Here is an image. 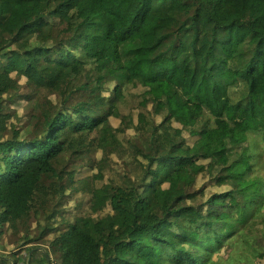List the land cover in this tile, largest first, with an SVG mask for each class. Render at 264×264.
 Masks as SVG:
<instances>
[{"label": "trees", "instance_id": "trees-1", "mask_svg": "<svg viewBox=\"0 0 264 264\" xmlns=\"http://www.w3.org/2000/svg\"><path fill=\"white\" fill-rule=\"evenodd\" d=\"M250 131L264 0H0V264H203L264 183Z\"/></svg>", "mask_w": 264, "mask_h": 264}, {"label": "rangeland", "instance_id": "rangeland-1", "mask_svg": "<svg viewBox=\"0 0 264 264\" xmlns=\"http://www.w3.org/2000/svg\"><path fill=\"white\" fill-rule=\"evenodd\" d=\"M111 42L113 43V46L111 48L110 56L118 58L119 54L117 42L114 38H111ZM129 119H131L130 116L128 117V121H130ZM140 121H145L144 116H141ZM248 133L249 144L255 149V152L253 153L255 159L251 175H259L260 177L264 178V142L262 135L255 131H250ZM263 185L264 183L262 184L261 180L258 186L254 184L252 187H247L249 191L247 193H243V197L238 196L237 202L233 206L237 212H240V221L236 222V231L223 242L214 244L209 257L205 259L206 261L203 264H240L244 261L249 263L255 261L257 254L256 244L254 237L247 231V220L249 219V215H247L249 210L248 202L249 200L253 199V209L249 220H253L255 218L260 219V223L258 224L259 228L254 229L253 231L255 234H257L259 231L264 230V195H262L264 191ZM178 192L179 191L175 187V183L171 184L167 189L169 198L173 197ZM47 243L48 241L46 240L42 247L45 248L44 246H47ZM24 254L28 260V253L26 254V252H24Z\"/></svg>", "mask_w": 264, "mask_h": 264}, {"label": "water", "instance_id": "water-1", "mask_svg": "<svg viewBox=\"0 0 264 264\" xmlns=\"http://www.w3.org/2000/svg\"><path fill=\"white\" fill-rule=\"evenodd\" d=\"M38 249H40V250H42L43 252H45L46 253V250H45V248H41V247H39ZM35 249H31V250H29L28 251V260H27V262H26V264H29V256L31 255V253L34 251ZM13 262V261H12Z\"/></svg>", "mask_w": 264, "mask_h": 264}]
</instances>
